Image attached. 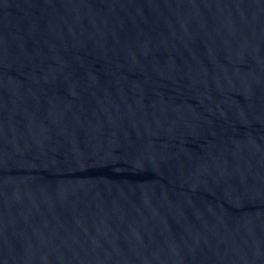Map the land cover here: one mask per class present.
I'll list each match as a JSON object with an SVG mask.
<instances>
[{"label":"water","instance_id":"95a60500","mask_svg":"<svg viewBox=\"0 0 264 264\" xmlns=\"http://www.w3.org/2000/svg\"><path fill=\"white\" fill-rule=\"evenodd\" d=\"M0 264H264V0H0Z\"/></svg>","mask_w":264,"mask_h":264}]
</instances>
